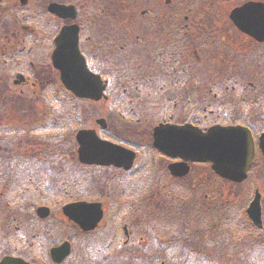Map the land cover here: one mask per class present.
<instances>
[{"label":"flooded vegetation","instance_id":"af4514ba","mask_svg":"<svg viewBox=\"0 0 264 264\" xmlns=\"http://www.w3.org/2000/svg\"><path fill=\"white\" fill-rule=\"evenodd\" d=\"M170 2L167 1V3ZM155 12L156 14L153 16L148 15V10H143L142 16L137 18L136 22L134 18H110L111 24L106 26L105 32H102L100 38L90 46L89 52L86 49L82 50L89 68L100 74L106 84L107 97L102 100L108 102L110 107H116L114 113L120 118L117 122L115 116L104 114L101 117H104L105 121L98 120L99 117L94 120L100 130L97 127L94 128L97 131L99 130L100 136L104 139L121 144L136 153L133 165L129 169L124 168V166H116L111 169L114 178L127 175L132 180L116 187L114 190L113 188L99 187L101 191L96 193V197L103 195V199H113L114 197L120 200L127 199V202H123V214L118 220L121 222L125 219L128 220L122 226V231L127 233L125 243L130 245L129 248L134 249H137L136 247L147 249V244L144 241L141 244L137 243L139 240L131 241L130 239V229L136 235L143 233L139 231L137 224L139 220L142 221L138 218L142 210L137 207V204L134 208L130 201L145 197L148 193L146 199L154 201L155 207L146 208L145 206L144 210L149 211L148 213L151 216L154 212L161 216L166 211V205L169 201L175 200V198L182 200V195L180 196L178 193H185L184 190L190 192L188 200H193V197H195L199 205V197H202V190L203 192L206 191L205 185L211 177L210 173L216 176L218 181L224 180L211 170L208 163L195 162L181 156H168L157 150L154 147L155 127L161 123L177 126L191 123L207 129L217 123L211 121L214 115L219 120L223 118L226 123L227 120L222 113L217 111L209 113L206 105H204L203 110L194 108V106L209 100L210 90L223 88L224 86L234 89L241 88V73H244L247 69L254 73L256 80L250 81L249 87L250 90L252 89V96L249 108L244 109L243 116L236 120L239 122L246 121L243 123L251 129L255 140L256 157L264 160L259 148L261 136L264 135V42H259L240 31L250 39L248 46L246 45L247 49L241 52L240 49H235L229 43L225 45L226 42L223 38L213 39V34H210L209 30L202 27L195 28V22L188 14L178 16L175 12L176 16H174L171 9H169L166 16H163L161 11L156 10ZM127 20L132 22H127ZM67 23L70 22H64L63 24ZM94 26L96 25L94 24ZM8 29H6L5 34L2 33V37L5 36V41L7 39L11 41L12 37L18 38L20 36L19 32L9 34ZM33 35L35 33H27L24 38L33 37ZM86 39L92 43L91 35ZM226 47L228 49H225ZM0 51V56H6L4 63L8 64L9 62L7 67L4 64L6 70L15 63L16 73L12 77H15L13 79L14 85L32 82L38 92L37 98L44 99L52 113L51 105H58L60 113L64 112L63 104H65L67 96L64 91L65 87L60 80L59 71L56 70V73L55 70L50 71L45 68L41 73H35L33 60L24 57L22 61L17 62L16 49L12 52L11 43L4 42L3 47H0ZM8 51H10V54H7ZM21 53L23 52L21 51ZM212 61L216 63L213 66H211ZM0 63L3 64L1 61ZM0 73L1 77L4 72ZM6 81L1 82V86L11 88ZM259 86L263 89L262 91L259 90ZM54 89H59L60 95L55 96L53 93L50 97V91ZM121 89L122 93L119 94L118 92ZM115 90H118V92H115ZM0 97L3 99L16 96L11 95V92L1 90ZM12 100L14 102V99ZM79 101L86 100L79 99ZM87 101L90 100L87 99ZM124 104L134 106L128 111ZM139 105H148V107L145 108ZM27 108L26 114L31 109V103H28ZM152 109L163 118L154 119L150 122L148 120V110ZM190 111L194 112L188 117L187 113ZM201 113L202 115H200ZM182 115H185V117ZM179 116L182 119H179ZM202 116L210 117L207 125L199 122ZM64 118L67 119V116H64ZM47 121L48 124L44 126L48 130L50 128L49 119ZM55 123L56 121L53 126H56ZM126 127H134L138 134L129 130L128 132L135 135L131 136L129 133L128 135L125 131ZM87 128L92 127L87 126ZM19 136V133H14L11 128L5 126L0 128V171H3L1 168L13 164L8 161V158L14 149L17 153L22 154L24 158H28V153H33L34 148L37 153L41 150L46 152L49 148V145L45 142L42 145H35V147L32 143L25 144L23 137ZM17 141H19L18 146H16ZM142 150L146 151L148 158L144 162L141 161L140 153ZM152 157L155 158V161L151 160ZM156 163L157 166H155ZM171 165H176V168L171 170ZM195 170H198V172L201 170V175L198 176V172L197 176L194 175ZM152 174L155 175V181L149 179ZM6 176H4V179ZM31 181L32 170L30 169L26 175V183ZM147 181L152 182L150 188L145 186L135 188L133 186L140 182L146 184ZM106 182L108 185L111 184L110 180H106ZM118 189H121L119 194L116 193ZM204 196L206 199L209 198L208 194ZM204 205L209 204L205 202ZM133 212L137 215L135 216ZM117 216L118 212L113 215V224L117 222ZM133 216L134 219H131ZM154 229L157 230L156 232L159 231V222ZM163 236L158 234L157 239H163ZM162 243L159 240L158 246H153V249L158 250L157 256L153 259L148 256L144 261L165 264V262L171 260L170 257L163 261L158 259L161 256ZM165 243H169V241ZM135 255H138V253L129 252L128 261H133L135 258L132 257Z\"/></svg>","mask_w":264,"mask_h":264},{"label":"rangeland","instance_id":"374dc122","mask_svg":"<svg viewBox=\"0 0 264 264\" xmlns=\"http://www.w3.org/2000/svg\"><path fill=\"white\" fill-rule=\"evenodd\" d=\"M52 0H27L25 5H21L20 0H0V47H3L4 42H8L12 44V52L14 49H16V59L18 61H22L24 57H27L30 60H33V65L36 71L35 73H41L45 68L54 71L53 67L51 65L50 61V55L54 48L52 44V37L56 34L59 27L64 23V20H58L57 18H53L52 21H48L46 19V15L42 16L40 12H44L49 2ZM170 3H167L166 0H135L134 2H130L128 5H125V9H123V13H119V17L122 18H134L135 22L137 18L142 16L143 10H148V15H155L156 10L161 11L163 16L167 15V12L169 9H171V12L174 16L175 12H177L178 16H185L188 14L190 17L193 18L195 22V28L202 27L205 30H209L210 34H213V39H219L223 38L225 40V45L229 43L232 45L235 49H240L241 52L245 49H247L246 45L249 44V38L247 36H244L241 32L236 30L234 28L232 22L230 21L229 14L231 10L243 4L244 2L248 0H170ZM264 1V0H260ZM75 4V3H74ZM84 4H81L79 7L80 15L79 20L82 23V26L84 28V32H86L87 35H91L92 37V43L89 41H86L83 43V47L89 51L90 46L93 45L97 41L98 38H100L101 33L105 32L106 26L108 24H111V19L108 16L102 15L98 10V15L94 16V13L96 12L93 7L92 10H89L87 7H84ZM158 8V9H157ZM94 12L93 15L91 12ZM118 12V10H116ZM22 14V15H19ZM93 16V17H92ZM49 17V16H48ZM14 18L16 19L17 23L15 22ZM127 22H132L131 20H127ZM50 23H53L52 25ZM114 23V22H113ZM92 24H95L97 27H92ZM129 24V23H128ZM27 26L28 29H24L23 27ZM44 28L42 30V28ZM9 28V34L12 32H19L20 36L12 37L11 41H8V39L5 41V36L2 37V33H6V29ZM91 28L93 30H91ZM35 33L33 37L24 38V35L27 33ZM219 35V36H218ZM11 36V35H10ZM218 46V45H216ZM225 49H228L227 47ZM2 50V49H1ZM21 51L23 53H21ZM1 52V51H0ZM229 52V50H228ZM7 54H10V51H8ZM6 59V56H0V61L3 63H0V72H4L3 75L0 77V91L4 90L5 87L1 86V82L4 80H7L6 82L9 83V87H11V95H15L14 102L13 97L10 98H1L0 97V128H11L14 133H20V136L23 137L24 143L27 144L29 142L28 140L30 137H32V144L35 145H42L43 142H47L48 145L51 148L55 149V146L58 145L59 141H65V134L70 132L72 129H67L61 133H56L54 130L48 129L44 125L48 124L47 119H49V123H52V120L54 119V115L50 109L46 105V102L42 98H37V89L35 86L30 83H24L22 85H14L13 83V76H15V63L8 69L5 68L4 64L7 65V63H4ZM216 64L212 61L211 66ZM18 68V67H17ZM219 68V67H218ZM217 72V71H215ZM213 72V73H215ZM244 72V71H242ZM1 74V73H0ZM212 75V73H211ZM246 78H240L242 87L241 88H226L224 86L223 88L213 89L210 90L209 94V100L203 101V103L197 104L194 106V108H199L203 110L204 105L207 106L209 109V113L214 112H220L223 115H225V118L228 121H234L235 119H239L240 116H243L244 109H248L250 102H251V96H252V89L250 90V81H255V75L253 72H250L249 69L245 71ZM245 86H247L245 88ZM36 90V92H34ZM259 90L262 91L263 89L261 86H259ZM131 91L130 89L128 90ZM115 92H118V90H115ZM41 93V92H40ZM119 94L122 93V89ZM63 93L61 92V95ZM259 96H261L259 94ZM263 97V96H261ZM28 103H31V109L29 110V113L26 114L28 108ZM85 107H84V120L83 126L87 127H97L94 120L98 117L103 116L104 114H107L108 116H115L116 121L119 122V117L115 115L114 110L116 107H113L109 105L108 102L101 100L99 102H93V101H84ZM64 105V115L68 114V103L65 102ZM134 105L124 104V107L130 111V108ZM144 106L145 108L148 107V105H139ZM219 107V108H218ZM155 109V108H154ZM198 109V110H199ZM136 110V108H135ZM197 110V109H196ZM212 110V112H211ZM159 113H161L160 110H158ZM194 111H190L187 113L188 117H190L193 114ZM117 114V113H116ZM148 120L152 122L154 119H160L163 118V116L158 115L156 111L148 110ZM195 115V114H194ZM202 115V113L200 114ZM160 116V117H158ZM185 117V115H182ZM211 116V115H209ZM214 115L211 118V121L217 122V124L221 126H226L225 120L221 118L220 120L215 117ZM181 116H179V119ZM210 118V117H209ZM209 118L206 116H202L200 121L204 125H207L209 122ZM114 119V118H113ZM182 119V118H181ZM243 122H246L242 120ZM198 122V121H197ZM128 123V122H127ZM200 125V123H199ZM201 126V125H200ZM126 133L132 135L134 132L136 134L137 131L134 127H126L125 128ZM100 130V129H99ZM131 130L132 132H128ZM147 132H149L147 130ZM128 134V135H129ZM19 136V137H20ZM42 140V141H41ZM30 142V143H31ZM19 141L16 142V146H18ZM15 151V149L13 150ZM16 152V151H15ZM17 153V152H16ZM12 153L8 161L11 163L13 158H15L16 161H13L12 167L16 168L15 165L20 166V160L21 157H23L20 153ZM63 151L61 150L60 155L56 154V157L64 159ZM141 161H146L147 153L145 150H142L141 153ZM259 159V160H258ZM256 166L251 170L249 180L242 186L233 185L229 182H226L224 180L218 181L217 177L214 176L212 173H210V179L206 183L205 188L206 191L203 192L202 190V197H199V205L198 201L195 200V197H193V200H188L190 197V192L187 190H184L182 193H178L180 196L182 195V200L179 198H175V200H171L166 205V211L161 215L158 216L156 212L153 213V217L148 213L149 211H145L146 208L153 206L155 207L154 201H148L146 199V196L149 195L148 193L145 195V197L132 200L130 203L134 205L137 204V207L142 210V213H140L139 219V231L145 232L149 230H154L155 225H158V222L160 224L159 231L154 234V236H151L152 234H146V233H140V234H133L131 229L130 232V239L131 241H137V243L143 244L146 243L147 249H140L136 247L129 248L130 245L125 243V240L127 239V233L125 231H122L121 235H119L118 242L115 247L111 245V240L115 237V223L113 224V215L118 212L119 208L122 207L121 204L125 202V200H120L117 198H105L103 199V195H98L96 197V193L100 192L101 187H107L108 189L113 190L132 179L129 178V176H121L114 178L113 172L111 170L104 171L102 169L97 168H88V167H82L79 168L80 172L87 173L89 175L90 179L86 180V184L83 182L81 186V193H84V196H90L91 198H85L87 201H100L104 205L105 209V215L101 223L99 224V227L96 229V232L99 234L98 237H83L80 234L76 232V229L73 227L72 223L66 219V217L63 215L61 211V207L64 204L56 203L54 204L52 214L50 217L44 219L43 221L38 222L33 215L31 216L33 210V205H31L32 202V192L27 189L26 191H22V198L26 201L22 204L21 208L22 211L25 210L27 212V206L30 208V213L27 215L25 212L20 213V218L17 222H13L12 224L4 225V227L0 228V234L9 232L10 234L17 232L16 235H22L24 236V229L27 231L28 234H32L33 228H36V230H42V229H48L50 233L48 232H40L39 237L40 239L33 241L32 239H29L27 241H20V243L14 244L13 242L9 243L8 240H5L4 244L2 243V239H0V250L2 245L6 246L5 248H11L16 249L17 251L23 252L21 254L26 259H31L30 261H34L35 264H48L46 261L42 259V257L49 258V250L51 246H55L56 244H59L63 242L65 239L70 240L72 243V254L69 257V259L66 261V264H142L144 260H142L140 257L139 259H135L133 261H128L127 257H129V252H137L141 255V252H143L144 255L150 256L153 252L154 255L158 253L157 249H153V246H158L160 242H163V250L161 252V255H165L166 258L170 257L173 258V261H179L180 251L183 249L184 253L183 255H187L188 253V247L189 245L181 240H177L175 237V234L179 228H182L184 225V222H188V225H185L188 228V231L190 232L191 226L192 229H201V232L208 235V228L207 223H204V221H207L208 216L216 215L222 213L223 209L221 206V203L229 206L228 208L231 212L238 211L239 208H241V205L249 201L254 196V190L257 188L260 190L262 194V209H263V222H264V160L262 158H258ZM60 160V159H59ZM152 161H155V158H151ZM260 161V163H259ZM64 162L67 163V165L71 166L72 168H75L74 161L64 159ZM27 168L31 169L33 166H35V163H28ZM157 166V163L156 165ZM19 168V167H17ZM198 170H195V174L197 176ZM201 170L198 172V176L201 175ZM151 181H155V175H151L149 178ZM110 180L111 184H102L103 181ZM151 181H147L146 184L144 183H138L133 185L135 188H141L146 187L150 188L152 185ZM2 182V181H0ZM151 182V183H150ZM150 183V184H148ZM1 186V185H0ZM100 186V188H99ZM193 191L195 192V189L192 187ZM121 192V189L116 190V193L119 194ZM210 194L208 198L209 205H204V195ZM176 196V195H175ZM22 199V201H23ZM84 199V198H82ZM127 202V201H126ZM13 202L9 205H4L1 207V213L2 219L4 222H8L7 215H9L13 210ZM17 205V203H16ZM36 207V206H35ZM195 211H201L200 219L194 218L193 222L196 220L200 221V224L197 225L196 222L192 223L186 216L187 212L190 214H193ZM136 216L137 213L133 212ZM36 215V213H34ZM37 216V215H36ZM38 217V216H37ZM155 217V219H154ZM134 219V216L131 218ZM217 219V218H215ZM241 219V218H240ZM128 220H123L121 222L122 226L127 223ZM132 222V221H131ZM241 222H245L241 219ZM130 224V223H129ZM12 226V227H11ZM75 226V225H74ZM225 227L223 228V230ZM264 231V227L262 228ZM222 230V231H223ZM247 230V226H243L239 228V232H243ZM196 231V230H195ZM221 230L219 232H222ZM103 232V233H102ZM8 233V234H9ZM95 231H93V234ZM102 233V234H101ZM162 234L163 239H157V235ZM0 235V236H1ZM206 235V236H207ZM137 238H135V237ZM195 240L199 242V235L197 234L194 236ZM172 239V240H171ZM231 239H234V236L231 235ZM50 240H53L54 242L49 245ZM109 241V248L106 250H102L101 247L98 248V246L101 244L100 242ZM166 241H169V243H165ZM157 242V243H156ZM237 242L239 243V240L237 239ZM236 242V243H237ZM136 243V244H137ZM38 246H41L38 248ZM97 246V251H99L100 256L98 258L93 257V248ZM150 247V248H149ZM141 251V252H139ZM37 252V253H36ZM264 254V250L262 251ZM261 253V251L259 252ZM19 254V253H18ZM38 254L41 257H38ZM20 255V254H19ZM230 259L234 258L235 264H264V261H257V258H251L250 262L247 261L248 255L245 252H242L241 256L232 255V252L229 253ZM215 256V255H213ZM232 256V257H231ZM252 256V255H251ZM37 257V260H32V258ZM138 257V255H137ZM152 257V255H151ZM154 257V256H153ZM216 257V256H215ZM162 258H164L162 256ZM225 259V258H224ZM223 258H219V264H225L226 261ZM232 260V259H231ZM191 264H194L193 259H190ZM140 262V263H139ZM153 263V261H151ZM172 261L165 262V264H174ZM216 263V262H215ZM158 264V262L156 263Z\"/></svg>","mask_w":264,"mask_h":264},{"label":"water","instance_id":"95a60500","mask_svg":"<svg viewBox=\"0 0 264 264\" xmlns=\"http://www.w3.org/2000/svg\"><path fill=\"white\" fill-rule=\"evenodd\" d=\"M25 2L26 0H22ZM50 12L62 18L75 19L77 8L72 4L52 2ZM230 17L244 33L256 40L264 41V2L248 1L232 10ZM56 48L52 59L54 66L61 72V79L71 91L79 97L99 100L103 96L105 85L100 75L87 67L79 49V26H64L54 39ZM79 159L83 163L124 166L129 169L134 162L135 153L121 145L101 139L95 130H80L77 134ZM154 146L169 156H181L198 162H209L220 176L241 182L253 165L255 147L248 128L243 126L215 125L207 131L192 125L182 126L160 124L154 129ZM176 165H171L173 170ZM63 213L77 223L84 231L97 227L103 218L100 202L75 201L62 208ZM37 213L47 217L51 210L40 206ZM248 214L254 224L262 227L261 194L257 190L248 208ZM69 241L53 246L50 256L56 263L64 261L71 253ZM0 264H30L21 257L5 256Z\"/></svg>","mask_w":264,"mask_h":264},{"label":"trees","instance_id":"16d2710c","mask_svg":"<svg viewBox=\"0 0 264 264\" xmlns=\"http://www.w3.org/2000/svg\"><path fill=\"white\" fill-rule=\"evenodd\" d=\"M60 2H72L75 3L77 6H81V4H84V7H87L89 10H92L93 7L96 9L95 13L92 11V15L94 13V16H97L100 12L102 15H106L108 17H119V13H123V9H125V5H128L130 2H134L135 0H57ZM204 1V0H203ZM217 1V0H213ZM82 7V6H81ZM97 10L99 12H97ZM118 10V12H116ZM93 17V16H92ZM76 104V103H75ZM74 104V100L71 99V102L69 103L68 108V114L67 119H65L62 114L58 113L55 115L54 118L60 119L57 120L55 123V129H63L66 126H74V128H81L83 125L82 117L79 111V108H77V105ZM51 128V127H50ZM54 130V128H51ZM56 149L62 150L64 153V159H68L71 161H74L75 168H72L71 166L67 165V163L64 162V159L62 158H56V151L54 148L49 147L47 151L41 150L39 153L35 151V148L33 150V153H28V158L21 157V160L19 161L21 164L20 166L15 165L16 168H13L11 166L3 167L1 168L3 171H0V228L2 229L4 225H10L13 222H17L20 218L21 213V206L24 203V199L22 198V191L24 188H30L32 191V202L33 210L36 205H49L54 206L56 203L64 204L69 201H75L78 199H82L88 196H84V193H81V186L84 182L86 184V180L91 178L87 173H83L79 171V168H84L88 166H84L79 163L76 155L75 148L72 143H67L66 145H60ZM13 153H16L13 151ZM17 154V153H16ZM55 154V155H54ZM60 159V160H59ZM12 162L16 161L15 158L11 159ZM28 163H35L36 165L31 168L32 170V181L29 183H26V175L29 172L30 169L27 168ZM19 167V168H17ZM88 168H94V167H88ZM7 173V176H6ZM4 176L6 178L4 179ZM4 179V180H3ZM102 184H107L106 180L103 181ZM100 187V186H99ZM106 188V187H101ZM23 199V201H22ZM13 204V210L12 212L5 216L8 219V222H4L2 219V213H1V207L4 205ZM17 203V205H16ZM246 205L247 203L243 204L241 208L238 209V211L231 212L228 208L229 206L225 205L224 203H221L222 206V213L207 217V227L208 228V235L207 233L204 234L201 232V229H192L190 232L188 231V228L185 225H188V222H184V225L182 228H179L175 234V237L177 240H181L189 245L188 247V253L187 255H183L184 250L182 249L180 252L179 261H176L174 264H191L190 259H193L194 264H219V258H225L226 261L225 264H235L234 258H229L230 251L232 252V255L237 256L242 254V252H245L248 257L247 261L250 262L251 258L256 257L257 261H264V231L263 229H259L256 227L252 220L249 218L246 212ZM158 206V205H157ZM228 207V208H227ZM23 213V212H22ZM30 213L29 211L25 212L27 215ZM35 211L30 214L38 221H43L40 218H38L36 215H34ZM123 214V208H119L118 210V216H117V222H116V228H115V237L113 240H111V245L116 246L119 244L118 239L120 238L119 235L122 233V224L121 221L118 219ZM186 216L192 223H195L197 225H201L199 220H196L193 222L194 218L200 219L201 212L195 211L193 214H190L187 212ZM4 217V216H3ZM217 218V219H214ZM245 222H241V219ZM247 226V230L243 232H239V228L243 226ZM157 226V225H155ZM202 226V225H201ZM12 227V226H11ZM73 227L76 229V232L80 234L83 237H87L90 235V237H98L99 234L95 231L83 233L81 232L76 226L73 225ZM225 229L223 230V228ZM222 232H219V231ZM40 232H49L48 229H42V230H36V228H33L32 234H28L27 231L24 229V237L22 235H16L17 232L10 234L2 233L0 236V239H2V243L4 244L5 240H8L9 243L13 242L14 244L20 243V241H27L29 239H32L33 241L39 240V233ZM133 233V231H131ZM9 233V234H8ZM103 233V232H102ZM101 233V234H102ZM146 234H156L157 232L154 231H145ZM199 235V242L195 240L194 236ZM207 235V236H206ZM231 235L234 236V239H231ZM137 239V238H136ZM237 239L239 240V243L237 242ZM41 240V239H40ZM172 240V239H171ZM54 241L50 240L49 245L52 244ZM109 241L100 242L101 244L98 246L104 249H108L110 246L108 243ZM237 242V243H236ZM6 246L2 245L0 250V257L6 255V254H16L21 255L23 252L17 251L16 249L11 248H5ZM41 246H38V248ZM97 246L94 247L93 250V257L98 258L100 256L99 251L96 250ZM163 250V249H162ZM261 251V253H259ZM141 252V251H139ZM183 252V253H182ZM19 253V254H18ZM37 253V252H36ZM152 256L156 257V254L151 253ZM215 255V256H213ZM252 255V256H251ZM22 256V255H21ZM163 255H161L158 259L160 261L165 260L166 258H162ZM38 257H41L38 254ZM139 257L142 258V256L139 254ZM232 257V256H231ZM37 260V257L32 258V260ZM44 261H46L48 264H53L51 260L47 257H42ZM170 261V260H169ZM216 262V263H215ZM140 263V262H139ZM142 264H156L155 262L147 263L146 261L142 262ZM158 264H161L158 262ZM171 264V263H170Z\"/></svg>","mask_w":264,"mask_h":264}]
</instances>
